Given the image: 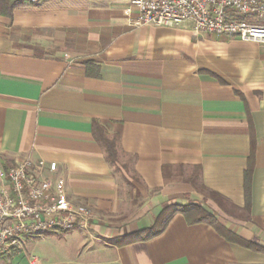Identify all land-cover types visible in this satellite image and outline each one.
<instances>
[{
	"label": "crops",
	"instance_id": "crops-1",
	"mask_svg": "<svg viewBox=\"0 0 264 264\" xmlns=\"http://www.w3.org/2000/svg\"><path fill=\"white\" fill-rule=\"evenodd\" d=\"M137 14L133 0H49L0 15V160L56 162L46 176L92 214L89 231L22 236L0 264H264V252L181 211L131 241L167 206L200 205L264 247V51L191 23L135 26ZM94 122L117 139L120 169ZM44 238L60 257H30Z\"/></svg>",
	"mask_w": 264,
	"mask_h": 264
},
{
	"label": "built area",
	"instance_id": "built-area-1",
	"mask_svg": "<svg viewBox=\"0 0 264 264\" xmlns=\"http://www.w3.org/2000/svg\"><path fill=\"white\" fill-rule=\"evenodd\" d=\"M133 5L135 26L191 23L196 34L258 44L264 51V0H133ZM57 167L44 160H0V260H10L22 236L89 231L91 212L70 202L64 179L46 176V170L55 172Z\"/></svg>",
	"mask_w": 264,
	"mask_h": 264
},
{
	"label": "trees",
	"instance_id": "trees-1",
	"mask_svg": "<svg viewBox=\"0 0 264 264\" xmlns=\"http://www.w3.org/2000/svg\"><path fill=\"white\" fill-rule=\"evenodd\" d=\"M47 1L49 0H38V1L0 0V15L8 18H12L14 11L18 8L25 6H38L46 3ZM93 135L96 141L104 149L108 162L112 166L120 169L121 168V165L119 164L120 151L118 148L117 139L108 135L105 129L97 122L93 123ZM124 170L127 171L125 167ZM251 179H252V167L250 166V168L246 170L244 175L246 206L241 212H238L239 214L237 215L240 218H245L249 214L250 203H251V198H250ZM209 196L220 209H222L224 212H229L226 209L225 200L221 195L211 192ZM180 211L186 216L190 224L207 223L213 226L218 231V233L223 235L227 240L239 241L242 242V244L246 246V248L254 249L255 251L264 252V247L262 246H258L257 244H253L251 242L244 240L241 241V239L238 238V236L233 231H231L225 225H222L220 223L219 217L216 213L209 210H205L200 205L188 206L181 210L176 205L167 206L160 212V214L158 215V217L156 218V220L154 221L153 225L150 228L140 231L136 236H133L131 238V241L134 240L147 241L162 234L165 231L172 217Z\"/></svg>",
	"mask_w": 264,
	"mask_h": 264
},
{
	"label": "rangeland",
	"instance_id": "rangeland-1",
	"mask_svg": "<svg viewBox=\"0 0 264 264\" xmlns=\"http://www.w3.org/2000/svg\"><path fill=\"white\" fill-rule=\"evenodd\" d=\"M230 213L233 216H235V211L230 210ZM37 242H39V243H35V244L33 243V244L29 245L31 247L30 249H32L29 252L31 255L30 257L32 259L41 258V257H43V255L50 258V259H53L54 257H60V255H59L60 246H59V244L53 242V240L48 239V238H44L43 241L38 240ZM25 253L27 256L29 255V254H27V251H25ZM55 260H57V258ZM0 261H2V260H0Z\"/></svg>",
	"mask_w": 264,
	"mask_h": 264
}]
</instances>
